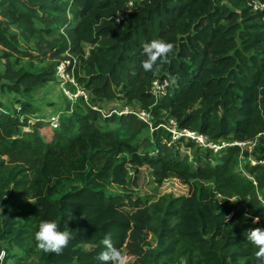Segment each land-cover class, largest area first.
<instances>
[{
	"label": "trees",
	"instance_id": "obj_1",
	"mask_svg": "<svg viewBox=\"0 0 264 264\" xmlns=\"http://www.w3.org/2000/svg\"><path fill=\"white\" fill-rule=\"evenodd\" d=\"M129 1L0 0V92L12 95L0 101V264H101L108 233L132 264H260L246 237L264 227V166L236 173L239 146L214 152L163 125L173 119L219 146L264 141V11L251 8L264 0L134 1L117 24ZM159 38L174 50L145 72L143 44ZM63 60L89 102H69L52 128L30 100ZM155 78L170 82L160 99ZM116 101L149 119L92 108ZM143 166L190 194L144 204L130 187ZM15 194L33 204L8 202ZM233 196L246 207L232 216ZM42 220L73 231L61 254L36 247Z\"/></svg>",
	"mask_w": 264,
	"mask_h": 264
},
{
	"label": "rangeland",
	"instance_id": "obj_2",
	"mask_svg": "<svg viewBox=\"0 0 264 264\" xmlns=\"http://www.w3.org/2000/svg\"><path fill=\"white\" fill-rule=\"evenodd\" d=\"M88 48L89 46L87 45L84 46V49L86 51H88ZM36 66L41 67L42 64L41 65L36 64ZM0 70H3L2 66H0ZM66 89H69L70 91L74 90L70 86H67ZM11 98L12 95L8 93L3 94L2 92H0V101L9 103ZM88 99L87 101L89 102ZM30 102L33 103L35 106H37L38 109H40V117H44V120L49 124H50L49 118L52 117L50 116L51 114H57L60 117L61 113L65 111L66 107L68 106L70 107L69 100L63 94L62 88L59 82L57 81L53 83H49L44 89L40 90L36 95H34L33 98L30 100ZM126 106L127 105H125L120 101L111 102V103H99L96 105V107H98L103 114H108V115L113 113V111H116L119 114L123 113L126 110ZM132 108L138 109L139 105L132 104L131 106H129V110H131ZM48 109H50V111ZM50 112L51 114L46 115L47 113ZM59 117H58V121H59ZM149 135L150 134H145L144 136H149ZM240 147L243 152H247V155L245 156L243 154L240 155L239 162L237 163V165L234 166V171L236 173H240L244 171L243 167L246 162L251 163V161L257 160L264 154L263 137L256 138L254 142L243 143L241 144ZM181 151L183 152L185 150L182 149ZM130 187L134 191V194L132 195L134 197L139 196L142 202L146 205L155 203L166 196L179 197V196H187L190 194V185L185 184L181 182L179 179L174 177H169L165 179L162 183L157 184L150 174V169L146 166L140 168V172L137 178V184L130 185ZM110 189L117 190L115 186H111ZM215 197L221 199L222 196L221 194H216ZM231 200L233 201V207H234V209L230 212L232 216L235 214V210H242L246 207L244 206V203L240 202L239 198L236 196L231 197ZM13 201L17 204L20 203L21 205H27L28 203L33 204L32 200L24 201L17 194L13 196L11 195L9 197L8 202L13 203ZM255 218L256 217H252L251 219L254 220ZM122 252L125 253L126 250L123 249ZM18 253L21 254L20 252ZM4 255L5 252L4 254H1L2 259H4ZM125 256L127 257L128 264H132L134 258L128 254H125ZM31 259H33V257L28 258V260ZM1 264H20V263L16 260V258H10L6 262Z\"/></svg>",
	"mask_w": 264,
	"mask_h": 264
},
{
	"label": "clouds",
	"instance_id": "obj_3",
	"mask_svg": "<svg viewBox=\"0 0 264 264\" xmlns=\"http://www.w3.org/2000/svg\"><path fill=\"white\" fill-rule=\"evenodd\" d=\"M174 47L173 43L163 38L153 39L151 42L143 44V54L146 57L142 61L143 70L145 72H158L161 64L166 62L169 55L173 52ZM176 79L177 77H172L173 82ZM258 221L259 219L256 217L253 223ZM72 232L66 225L61 230L56 220H42L34 234L36 247L42 252L59 255L74 238ZM246 238L257 249L254 253L255 258L260 264H264V227L249 229ZM102 244L104 245V250L96 256V259L101 264H128L125 254L114 246L110 233L105 234Z\"/></svg>",
	"mask_w": 264,
	"mask_h": 264
},
{
	"label": "built area",
	"instance_id": "obj_4",
	"mask_svg": "<svg viewBox=\"0 0 264 264\" xmlns=\"http://www.w3.org/2000/svg\"><path fill=\"white\" fill-rule=\"evenodd\" d=\"M134 1H141V0H130L128 3L127 9L120 13L118 17L116 18L115 22L117 24H120L123 21L129 20L130 15L132 13V8H133V2ZM251 8L253 11H264V4L259 3L257 1L252 2ZM70 66V61L69 60H63L60 62L55 71V79L57 82H59L63 94L65 97L69 100V102L74 103L76 102L79 98H83L84 102H88L87 99L89 98L88 94L80 88L77 83L74 80L73 77V69L74 65H72L69 69ZM67 86L72 87L74 90L70 91L69 89H66ZM170 86V82L167 79H160V78H155L150 86V93L156 98L160 99L163 95L166 94L167 88ZM89 100V99H88ZM95 110L101 111L98 107L93 106L92 107ZM129 106H126V110L123 113L120 114H127V113H133L135 114L140 120L147 121L149 119V114L138 108V109H131L129 110ZM113 113H117L116 111H113ZM112 114V113H111ZM119 114V113H117ZM110 115V114H109ZM58 115L52 116L49 118L50 121V126L52 128H57L59 126V121H58ZM165 129H167L172 135L173 139H179V138H185L186 140H192L194 141L198 146L203 147V148H209L212 149L214 152H217L220 150V148L228 146V145H237L241 146L243 143H237L234 142L232 144L228 143H221L222 146H219V144L214 143L210 140L207 139L206 136L199 134L194 131H190L187 129H179L177 128L176 122L173 119H170L168 121L167 125H163ZM251 142V141H247ZM246 143V142H244ZM241 148V147H240ZM250 164H261L264 166V156L258 158L257 160L251 161ZM1 254H4V250L1 252ZM0 254V260L2 259Z\"/></svg>",
	"mask_w": 264,
	"mask_h": 264
},
{
	"label": "crops",
	"instance_id": "obj_5",
	"mask_svg": "<svg viewBox=\"0 0 264 264\" xmlns=\"http://www.w3.org/2000/svg\"><path fill=\"white\" fill-rule=\"evenodd\" d=\"M44 88H45V87H44ZM44 88H43V89H44ZM41 90H42V89H41ZM39 91H40V90H39ZM39 91H38V92H39ZM38 92H36L35 94H33V96L36 95ZM32 98H33V97H32ZM32 104H33V103H32ZM33 105H34V104H33ZM34 106H35V105H34ZM36 107H37V106H36ZM39 110H40V109H39ZM48 110L50 111V109H48ZM45 111H46V110H45ZM45 113H46V112H45ZM48 114H51V112H50V113H47L46 115H48ZM54 115H57V114H51L50 116H54Z\"/></svg>",
	"mask_w": 264,
	"mask_h": 264
}]
</instances>
